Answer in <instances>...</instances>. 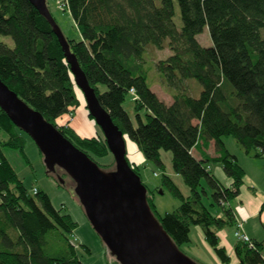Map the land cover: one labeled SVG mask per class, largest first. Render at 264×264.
Returning <instances> with one entry per match:
<instances>
[{
	"label": "trees",
	"instance_id": "trees-1",
	"mask_svg": "<svg viewBox=\"0 0 264 264\" xmlns=\"http://www.w3.org/2000/svg\"><path fill=\"white\" fill-rule=\"evenodd\" d=\"M64 1L80 34L77 40L65 38L101 107L144 159L162 166L160 151H170L173 172L189 188L184 197L163 175L162 185L180 204L157 216L146 194L150 211L179 249L189 241L190 226L197 225L219 261L227 262L217 232L233 229L229 202L239 194L244 169L222 138L232 136L248 157H264V0H177L180 30L173 22L172 0H160L158 5L155 0ZM203 27L208 28L211 46L197 41ZM0 36L12 40L11 47L0 40L1 81L101 169L113 170L103 136L85 137L69 120L59 122L64 115L72 117L82 94L46 19L27 0H0ZM164 47L171 54L157 60L155 68L171 96L169 104L150 90L144 65L146 49ZM190 79L201 86L196 97L188 92ZM99 85L106 89L101 91ZM131 88L137 97L135 126L122 106ZM0 131L6 133L0 142V264H83L78 249L86 254L90 249L77 243L75 220L55 208L44 191L28 192L3 154L8 147L25 157L27 134L1 110ZM209 141L214 142L216 156L206 154ZM196 148L203 151L201 157L193 155ZM102 158L109 162L101 165ZM210 161L232 178L229 187L204 165ZM128 162L138 174L135 163ZM45 173L59 187L74 186L58 167ZM202 179L211 188V204L221 208L220 215L203 205ZM251 241L252 246L235 241L236 264H264V241ZM104 250L109 254L106 246ZM107 264L119 263L112 256Z\"/></svg>",
	"mask_w": 264,
	"mask_h": 264
},
{
	"label": "water",
	"instance_id": "water-1",
	"mask_svg": "<svg viewBox=\"0 0 264 264\" xmlns=\"http://www.w3.org/2000/svg\"><path fill=\"white\" fill-rule=\"evenodd\" d=\"M43 16L56 34L75 86L84 98L88 115L102 130L114 160L111 171L101 169L76 148L42 114L20 99L0 79V110L9 121L35 143L47 172L62 169L72 180V188L84 214L109 254L119 264H197L175 243L157 222L147 190L126 159V139L101 107L94 89L70 51L69 44L48 11L45 0H27ZM61 181V180H60Z\"/></svg>",
	"mask_w": 264,
	"mask_h": 264
},
{
	"label": "rangeland",
	"instance_id": "rangeland-1",
	"mask_svg": "<svg viewBox=\"0 0 264 264\" xmlns=\"http://www.w3.org/2000/svg\"><path fill=\"white\" fill-rule=\"evenodd\" d=\"M47 3V8L52 18L55 20V23L58 24L62 34L64 37L69 39H78L79 33L75 26V23L72 21L70 13L68 9L65 7L64 0H45ZM160 0H155V3L158 5ZM173 7V22L175 24L176 29L180 30L181 26V18H179V7L177 5V0H172ZM197 41L200 46L207 47L211 46L212 41L209 37V32L207 27H203V30L196 35ZM0 40L5 41L10 47L12 46V40L9 37L0 36ZM168 42V40H166ZM144 62L145 69L147 70L148 76L146 79V83H148L150 90L157 94L159 99L170 100L171 96L167 93L164 84L161 82V78L159 73L156 71L155 64L157 60H162L171 54L170 50L167 47L162 48L161 50H156L153 48H148L145 50ZM103 61V60H102ZM189 89L188 92L192 97H196L199 95V91L201 89L200 84L196 80H188ZM186 82V83H187ZM100 90L104 91L106 89L105 86L99 85ZM81 97V96H80ZM134 97L133 95L127 94L122 106L128 116H130L132 124L135 126L137 124L136 116H134ZM84 98L81 97L80 104L76 111L73 113L72 117L68 115H64L59 118V122L64 123L68 120L70 121L71 126L76 129L77 133L85 137L90 136H103L102 130L96 125L93 118L88 117V112L86 107L84 106ZM140 116L143 120L144 111H140ZM6 133L0 131V142L5 140ZM223 142L226 144L227 150L236 152V147H239L238 144L234 142L232 136H227L222 138ZM26 145L24 147L25 157L22 153H20L17 149H11L5 147L2 149L3 154L9 161V163L13 166V169L18 175L22 185L27 189L28 192L33 194L32 188L36 187L44 191L51 199L52 205L55 208L60 209L61 212H65L71 215L72 219L77 223L76 229L73 231V235H77V231L79 234L84 233L85 228L88 229L89 234L86 240L87 245L89 246L90 252L89 254L83 253V251L78 249V257H80L83 264H107L108 261L112 260V256L105 253L104 246L101 243L99 235L93 230L92 226L89 224L86 214H84V210L79 204V201L73 193V190L59 187L55 180L47 173H45V165L42 161V155L38 151L35 143L26 136L25 137ZM125 148L127 149V157L128 159L135 163L136 169L138 170L139 178L142 181L143 185L147 190V194L150 197V200L153 204V210L155 214L158 216H162L165 213L171 212L175 210L179 204L180 200L173 195L170 189L166 188L165 185H162L161 178L163 175H168L174 182L177 189L180 190L181 194L186 197L189 195V188L184 183L183 178L178 174L176 175L173 172V168L171 167V152L170 151H160V158L162 161V166L155 164L153 161L144 159L141 155V152L136 147L134 141L132 142L129 139H126ZM212 148L210 147L209 150ZM238 154V152H237ZM242 154V152H241ZM196 156L197 154L194 153ZM243 156V157H242ZM197 157V156H196ZM261 160L254 157H245L241 155L240 165H242L244 169V182L241 187V191L238 196L232 198L231 206L234 203H238L239 205L245 204L247 206H252V193L251 190L248 189V184L251 180H255L258 184L262 183V179L255 175L252 171L253 167L257 165ZM101 165L107 164L109 160L100 159L98 161ZM204 165L211 166L212 169L216 170L217 176L219 175V168L221 167L218 163L210 161L209 163H205ZM218 167V168H217ZM201 186L205 188L206 194L201 195L202 203L213 215H220L221 208L217 205L211 204L212 198H210L211 188L208 187L206 181L202 179ZM226 207H228L226 205ZM255 223V225H254ZM248 225V227L253 230L258 229L262 232V240L264 241V214L262 221L259 217L256 218V221ZM85 227V228H84ZM190 234L189 241L181 245L180 251L185 253L191 260L195 261L197 264H236L235 253L230 250V246L233 243V233L234 229H230L229 227L223 228L217 232L218 241L220 246L225 247V251L229 256V260L227 262H220L217 258L215 251L209 246L207 241H205L203 237V231H201L200 227L197 225L190 226ZM77 237V236H76ZM264 249V248H263ZM264 252V250H263Z\"/></svg>",
	"mask_w": 264,
	"mask_h": 264
},
{
	"label": "crops",
	"instance_id": "crops-1",
	"mask_svg": "<svg viewBox=\"0 0 264 264\" xmlns=\"http://www.w3.org/2000/svg\"><path fill=\"white\" fill-rule=\"evenodd\" d=\"M79 38H80V36H79ZM163 102H165L166 104H169L171 102V99L168 100V101L167 100H163ZM223 144H225V143L223 142ZM210 147L212 148L211 150H209ZM225 147H226V144H225ZM226 149H227V147H226ZM235 149H236V152H233V151H230V152L228 151V152L231 153V154H234L236 156L237 162L240 165L241 155H244L245 157H246V155L243 154L242 150H240L239 147H236ZM192 151H193V155H194V153L197 154L196 155L197 158L201 157V154L203 152L199 148L193 149ZM237 152H238V154H237ZM241 152H242V154H241ZM206 154L207 155H211V156H216L215 145H214L213 141H209L208 142V148L206 150ZM258 159L261 160V161L259 163H257V165L255 167H253L252 171L255 173V175L260 177L263 181H262V183L258 184V182L257 183L255 182V180H253V181L251 180V182H249V184H248V186H249L248 189H250L251 193H252V197H251L252 202L251 203L253 205L250 207V206H247L245 204L239 205L238 203H234V205L231 206V201L229 202V207L232 209V211L234 213V219H240V220H243V221L245 220L243 229H244L245 233L247 234L248 238L251 239V240H255V239L256 240H262L261 238H262V235H263L262 232L259 231L258 229L253 230L252 228L248 227L250 222L254 223L256 221L257 217H259V219H261V221H262L263 214H264V157L258 158ZM208 169L210 170L211 174H213V176L216 177V179L218 180V182L220 184H222V185H224L226 187L230 186L232 178L228 177L224 173V171L222 169V166L219 168V170H217L219 172L218 176L216 174L217 173L216 170L212 169L211 166H208ZM243 182H244V178H243ZM240 191H241V188H240ZM240 191H239V193H240ZM254 225H255V223H254ZM232 233H233V231H232ZM88 234H89V231L86 228H85L84 233L79 234L78 231H77V235H76L77 237L74 235L76 240H77V243L81 244V245L88 246L87 243H86V240L88 238V236H87ZM235 241L236 240L234 238L233 239V243L230 246V250L231 251H233V246H234ZM224 249H225V247H224Z\"/></svg>",
	"mask_w": 264,
	"mask_h": 264
},
{
	"label": "built area",
	"instance_id": "built-area-1",
	"mask_svg": "<svg viewBox=\"0 0 264 264\" xmlns=\"http://www.w3.org/2000/svg\"><path fill=\"white\" fill-rule=\"evenodd\" d=\"M65 7L67 8V5L65 3ZM129 94L133 95L134 98H137L135 95V91L133 88L129 90ZM37 191L36 187L32 188V192L35 193ZM245 221V220H244ZM244 221L240 219H235L234 226H233V236L235 240L241 241V242H246L250 246H252V241L251 239L248 238L247 234L245 233L243 226H244Z\"/></svg>",
	"mask_w": 264,
	"mask_h": 264
}]
</instances>
